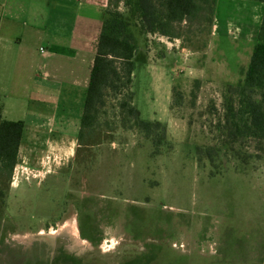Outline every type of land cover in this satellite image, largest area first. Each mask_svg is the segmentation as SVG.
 Returning a JSON list of instances; mask_svg holds the SVG:
<instances>
[{
    "label": "rangeland",
    "instance_id": "1",
    "mask_svg": "<svg viewBox=\"0 0 264 264\" xmlns=\"http://www.w3.org/2000/svg\"><path fill=\"white\" fill-rule=\"evenodd\" d=\"M218 10L213 38L212 27L197 24H181L179 38L136 28L133 102L142 119L162 123L163 155L154 154L158 132L147 137L123 127L133 117L123 112L120 98L108 100L100 124L87 135L89 144L77 136L27 135L28 146L10 181L0 178V189L6 190L0 192V264H196L182 207L196 154L183 142L202 128L217 129L224 85L243 78L256 42L246 36L258 26L251 16H230L226 6ZM36 100L22 113L31 114ZM82 108L83 103L66 104L69 114ZM245 144L250 143L239 148L243 158L251 153ZM147 151L151 157L142 154ZM206 153L202 169L210 165ZM252 170L247 175L264 176V165Z\"/></svg>",
    "mask_w": 264,
    "mask_h": 264
},
{
    "label": "crops",
    "instance_id": "2",
    "mask_svg": "<svg viewBox=\"0 0 264 264\" xmlns=\"http://www.w3.org/2000/svg\"><path fill=\"white\" fill-rule=\"evenodd\" d=\"M111 4V0H0V97L4 117L26 123L20 161L31 132L40 137H78L97 41ZM220 6H226L230 16L246 19L251 16L258 26L250 27L246 38L257 39L251 35L257 33L258 36L263 2L217 0L212 38L218 32ZM119 9L125 10L123 2ZM229 83L235 82L225 85ZM34 97L38 100L32 113L28 114L26 109L22 113ZM39 101L42 104L37 107ZM46 101L49 104L44 106ZM72 103H83L77 115L66 112V104ZM189 125L195 129L193 124ZM195 132L197 137L183 142L196 155L191 187L185 191L186 204L182 207L186 208L187 218L183 230L187 236L191 235L197 249L196 264H264V176L247 175L253 167L264 165V157L246 163L228 161L217 170L209 161V172L205 174L207 167H201L198 147L212 145L216 130L205 127ZM195 138L209 143H198ZM142 154L152 156L150 151ZM230 169L236 174H226ZM171 220L168 222L170 242L174 239ZM170 242H166L165 247H169Z\"/></svg>",
    "mask_w": 264,
    "mask_h": 264
},
{
    "label": "trees",
    "instance_id": "3",
    "mask_svg": "<svg viewBox=\"0 0 264 264\" xmlns=\"http://www.w3.org/2000/svg\"><path fill=\"white\" fill-rule=\"evenodd\" d=\"M255 1L264 3V0ZM120 2L124 3L125 10L119 9ZM111 3L97 41L78 139L81 143H91L86 138L100 124L102 109L110 98H120L123 112L133 117V125L124 122L123 127H134L147 137L158 132L159 146L154 154H161L160 146L165 144L162 123L142 119L133 102L132 85L139 49L136 28L145 34L171 38L181 37L178 29L183 23L211 28L217 0H111ZM242 74L243 78L238 83L225 85L222 114L217 122L214 143L199 147L200 162L206 150L208 160L217 169L228 161L246 163L264 157V14L249 65ZM3 110L4 103L0 97V178L4 177L2 179L8 183L20 161L26 123L24 120L5 118ZM245 142L250 143L245 145L251 148V153L243 158L239 148H244ZM211 151H215L217 156ZM5 191L0 189L1 194Z\"/></svg>",
    "mask_w": 264,
    "mask_h": 264
},
{
    "label": "built area",
    "instance_id": "4",
    "mask_svg": "<svg viewBox=\"0 0 264 264\" xmlns=\"http://www.w3.org/2000/svg\"><path fill=\"white\" fill-rule=\"evenodd\" d=\"M41 49L44 50V47H42Z\"/></svg>",
    "mask_w": 264,
    "mask_h": 264
}]
</instances>
